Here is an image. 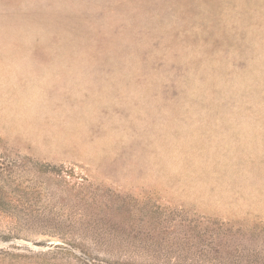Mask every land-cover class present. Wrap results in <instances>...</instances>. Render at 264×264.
Masks as SVG:
<instances>
[{"label":"rangeland","instance_id":"rangeland-1","mask_svg":"<svg viewBox=\"0 0 264 264\" xmlns=\"http://www.w3.org/2000/svg\"><path fill=\"white\" fill-rule=\"evenodd\" d=\"M0 264H264V0H0Z\"/></svg>","mask_w":264,"mask_h":264}]
</instances>
